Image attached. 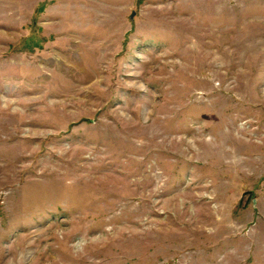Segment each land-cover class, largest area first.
<instances>
[{"label":"rangeland","instance_id":"obj_1","mask_svg":"<svg viewBox=\"0 0 264 264\" xmlns=\"http://www.w3.org/2000/svg\"><path fill=\"white\" fill-rule=\"evenodd\" d=\"M0 264H264V0H0Z\"/></svg>","mask_w":264,"mask_h":264},{"label":"water","instance_id":"obj_2","mask_svg":"<svg viewBox=\"0 0 264 264\" xmlns=\"http://www.w3.org/2000/svg\"><path fill=\"white\" fill-rule=\"evenodd\" d=\"M133 15V14H132Z\"/></svg>","mask_w":264,"mask_h":264}]
</instances>
